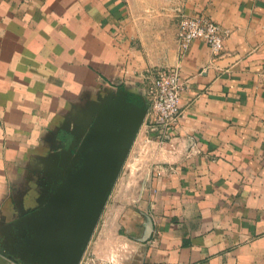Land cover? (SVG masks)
<instances>
[{"label": "crops", "instance_id": "obj_1", "mask_svg": "<svg viewBox=\"0 0 264 264\" xmlns=\"http://www.w3.org/2000/svg\"><path fill=\"white\" fill-rule=\"evenodd\" d=\"M149 9L0 0V180L38 173L42 191L37 208L18 201L19 217L13 200L0 202V241L47 205L58 169L95 178L104 160V184L127 187L133 203L138 264H264V0H183L168 21L147 20ZM197 13L227 31L221 53L202 39L182 48L180 19ZM150 42L171 44L147 56L138 44ZM171 66L185 89L162 142L148 116L149 71ZM34 157L43 170L21 167ZM0 264H12L1 248Z\"/></svg>", "mask_w": 264, "mask_h": 264}, {"label": "rangeland", "instance_id": "obj_2", "mask_svg": "<svg viewBox=\"0 0 264 264\" xmlns=\"http://www.w3.org/2000/svg\"><path fill=\"white\" fill-rule=\"evenodd\" d=\"M139 1L149 3L147 20L155 18L156 21H168V15L183 2ZM164 44L171 43L138 45L145 49V55L155 56L157 47ZM151 70L150 73L156 74L155 67ZM105 164L108 163L104 160L96 162L94 173L99 177L95 178L74 175L64 179L61 168L54 173L47 205L23 218L15 230L6 233L0 241L1 252L12 264H138L143 246L132 227L134 219L130 208L133 203L126 200L127 187L104 184L109 174ZM115 189L116 196L113 195Z\"/></svg>", "mask_w": 264, "mask_h": 264}, {"label": "built area", "instance_id": "obj_3", "mask_svg": "<svg viewBox=\"0 0 264 264\" xmlns=\"http://www.w3.org/2000/svg\"><path fill=\"white\" fill-rule=\"evenodd\" d=\"M178 38L183 49L195 39H202L217 53L225 48L227 31L211 16L197 13L184 15L179 22ZM185 84L178 66L161 67L157 70L150 89L152 130L164 142L169 139L181 115V98Z\"/></svg>", "mask_w": 264, "mask_h": 264}, {"label": "clouds", "instance_id": "obj_4", "mask_svg": "<svg viewBox=\"0 0 264 264\" xmlns=\"http://www.w3.org/2000/svg\"><path fill=\"white\" fill-rule=\"evenodd\" d=\"M33 147H39V140ZM30 164H38L41 170L45 167L42 161L37 160V157L32 158L30 162L28 159H24L21 167L28 169ZM33 191L35 194L29 198V193ZM41 196L42 191L38 173H33L31 179L28 178V172L24 171L0 180V202L8 199L14 201V217L21 215V209L17 206L18 201L22 203V207L26 211L39 207ZM0 220H3L4 223L8 221V217L2 211H0Z\"/></svg>", "mask_w": 264, "mask_h": 264}]
</instances>
